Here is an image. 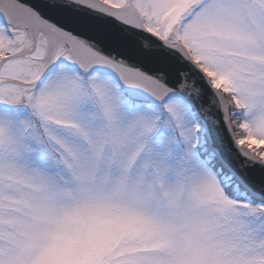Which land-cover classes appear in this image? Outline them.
<instances>
[{
  "label": "snow or ice",
  "instance_id": "snow-or-ice-1",
  "mask_svg": "<svg viewBox=\"0 0 264 264\" xmlns=\"http://www.w3.org/2000/svg\"><path fill=\"white\" fill-rule=\"evenodd\" d=\"M0 264H264V0H0Z\"/></svg>",
  "mask_w": 264,
  "mask_h": 264
}]
</instances>
